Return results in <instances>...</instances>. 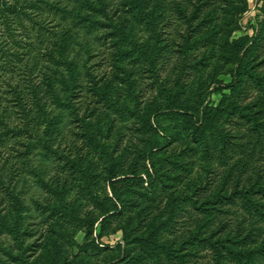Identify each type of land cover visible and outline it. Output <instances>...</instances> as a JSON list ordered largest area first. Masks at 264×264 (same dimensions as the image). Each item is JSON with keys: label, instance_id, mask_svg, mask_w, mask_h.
<instances>
[{"label": "trees", "instance_id": "16d2710c", "mask_svg": "<svg viewBox=\"0 0 264 264\" xmlns=\"http://www.w3.org/2000/svg\"><path fill=\"white\" fill-rule=\"evenodd\" d=\"M227 2L0 0V264L37 262L33 255L42 252L46 229L37 234L27 216H40L38 223L49 226L72 211L67 195L78 171L87 186L96 171L105 179L98 189L102 195H89L99 211L72 215L84 239L92 238L96 221L100 235L110 218L138 206L150 185L158 184L157 202L165 193L171 207L166 218L141 217L140 227L125 231L117 257L102 259L113 247L84 241L83 252L101 253L102 264H133L138 253L130 251L137 248L160 264L163 257L165 264H201L198 258L205 256V264L264 262V23L259 44L240 45L229 91L217 103L197 90L179 107L184 67L173 78L161 77L171 56L164 49L171 47L184 66L197 69L206 53L188 63L190 49L229 33ZM101 45L109 71L98 73L95 65L105 66ZM97 55L101 61H91ZM141 77L147 81L137 80ZM63 115L74 138L64 147L53 129ZM228 120L235 129L224 126ZM119 122L131 133L122 146V136L108 143ZM200 159L217 165L205 167L208 181L179 195L197 214L192 229L177 242L159 239L158 228H170L175 220L171 202L179 197L169 190V180ZM25 170L41 189L28 202ZM230 206L239 215L231 218L236 212ZM7 237L11 243L3 240ZM76 255L72 260L63 255L62 264H81Z\"/></svg>", "mask_w": 264, "mask_h": 264}, {"label": "rangeland", "instance_id": "374dc122", "mask_svg": "<svg viewBox=\"0 0 264 264\" xmlns=\"http://www.w3.org/2000/svg\"><path fill=\"white\" fill-rule=\"evenodd\" d=\"M225 5V4H222ZM226 6H228V15L229 19L231 18V22L229 24V33H222L215 38L216 42L212 45H202L197 48H191V54L189 56L188 63H193L195 59H199V57L206 53L203 61L199 62L198 68H190L189 66H184L182 55H175L169 47L167 50L164 49L163 55L168 53L170 56V62L166 65L165 69L161 72V77H169L173 78L179 71L180 67H184V72H182L181 78L186 81V91L184 94L180 96L179 99V107L186 106V99L191 93H195L197 90H202V92H209L208 98L211 103H217L219 99L223 97L225 93H228L229 88L226 86L231 82V69H233L235 65L236 54L242 53V48L240 45L244 42L253 43L255 40L259 44L261 40V27L264 23V0H228ZM221 11V7L218 8V14ZM142 35L144 33L139 32ZM96 45V44H95ZM264 45V42L261 43ZM171 46V45H170ZM173 46V45H172ZM103 47H105L103 49ZM97 50H105V66L103 63H99L101 60L99 59V55L93 56L91 61L95 63H99L95 65L96 72L101 73L105 70L109 71V67L106 64V45H101L97 48ZM96 50V51H97ZM232 55V56H230ZM102 59V58H101ZM187 63V62H185ZM204 64V65H203ZM199 69V70H198ZM196 71V72H195ZM139 81H147V79L141 77L138 78ZM238 84H243V82L238 81ZM249 91V90H248ZM150 91L148 87L143 90V95L149 96ZM195 96L192 94L191 97ZM53 124V129L55 130L56 142L59 143L62 147L67 143L72 141L73 136H70L72 124L68 123L67 117L65 115L61 116L60 120L56 119V122ZM163 122H168L167 120H163ZM101 123H103L101 121ZM231 125L233 129L234 124L231 120H228L225 123V127ZM114 132L112 139L108 143H114L115 140L122 136L124 139L120 142V145H124L125 137H131V133L128 129H126L120 122L116 128H114ZM132 140L134 141V137L132 136ZM79 139L75 140L72 144L73 147L79 145ZM235 156L236 152H232ZM187 158V157H186ZM182 157V159H186ZM34 163L36 164V160L32 158ZM217 163L216 161H211L210 164L206 165V161L202 159L196 160V162H192L191 165H188V170H179L180 173L177 177H171L169 180L170 188L169 190L173 191V196H179L184 193H189L191 188L194 185L204 184V182L211 177V174L206 168L212 169L215 167ZM206 167V168H205ZM24 171L22 176L25 177V199L28 202V198L30 196H36L41 192V189L36 186L34 176L31 173L26 174ZM98 173L94 174L95 177H92L94 183L90 186H87V177L81 176L80 171L76 172L75 182L73 183L70 191L67 195V198L72 201L71 209L69 213L64 214L63 217H56L54 222H52L49 226L44 223L39 224V217L36 215L31 216L29 214L28 219L32 222L33 227L37 228V234L45 230L44 237V247L42 252L38 250L35 255L38 256L37 262L35 264H62V256L66 255V259H73V255L77 254L74 260H80L81 264H102L101 262V253L96 255L93 254L94 250L87 248L85 252H83L82 247L80 245L84 241L93 242L98 244L99 246H108L113 247L114 250L105 251V258H114L119 255L117 250V246L119 244L124 245V233L125 231H133L131 229H135L136 225H139V219L141 217H149L155 216L157 219H164L169 214V209L167 202L165 201L166 195L161 194L160 202H157V192L159 191L158 184L150 185V191L147 197L139 198L141 203L138 206L127 207L124 208V212L121 215L115 216L114 218H110L108 223H106V230L104 233L98 234V221L94 224V229L92 233V238L84 239L85 230L83 227H75L74 222L71 220L72 215L78 213L79 216H88L87 213L90 211L98 212V207L92 203L89 195L91 193H99L102 195L98 189L101 188V185L105 184L104 176L101 174L102 171H96ZM198 177V179H197ZM197 179V180H196ZM195 184H192V183ZM21 183V180L20 182ZM146 184V183H145ZM21 185V184H20ZM191 185V186H190ZM106 191L109 192V188L105 187ZM148 189V190H149ZM98 199L100 198L97 196ZM182 196L177 197L171 202V205L176 207L174 210L176 211L174 215V222L170 221L167 228L166 224L161 225L158 228V238L159 239H173L175 242L178 239L183 238L187 235L195 222L196 212L191 210L189 203L186 200L181 201L180 198ZM165 198V199H164ZM159 205V207H158ZM231 210H235L236 214H232L231 218L235 217V215H239L240 210L236 206H230ZM190 210V211H189ZM25 213V212H24ZM29 213V211H27ZM32 213V212H30ZM218 216H221L219 214ZM217 216V217H218ZM227 217V216H226ZM217 220L214 219L213 222ZM248 217L245 216L244 225H247ZM116 226L115 229L112 227ZM49 229V231H47ZM170 229V230H169ZM264 234V230L262 231ZM35 237V236H34ZM3 239V238H2ZM5 242L11 243V239L7 237V239H3ZM131 253H138V260H134L133 264H160L154 257V259L150 258V254L140 249H134L130 251ZM153 257V256H152ZM201 264H205L207 262V256L203 258H198ZM165 258L163 257L160 262L165 264ZM73 264V262H70ZM257 264H264L260 259Z\"/></svg>", "mask_w": 264, "mask_h": 264}]
</instances>
